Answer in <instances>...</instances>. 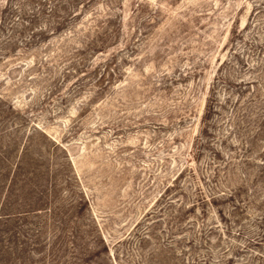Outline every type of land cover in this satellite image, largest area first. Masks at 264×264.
<instances>
[{
  "label": "rangeland",
  "instance_id": "1",
  "mask_svg": "<svg viewBox=\"0 0 264 264\" xmlns=\"http://www.w3.org/2000/svg\"><path fill=\"white\" fill-rule=\"evenodd\" d=\"M0 264H264V0H0Z\"/></svg>",
  "mask_w": 264,
  "mask_h": 264
}]
</instances>
